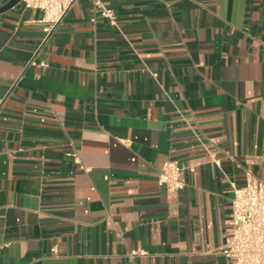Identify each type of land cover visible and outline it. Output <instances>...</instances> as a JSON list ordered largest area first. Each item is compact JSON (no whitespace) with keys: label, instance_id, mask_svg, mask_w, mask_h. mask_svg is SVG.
<instances>
[{"label":"crops","instance_id":"crops-1","mask_svg":"<svg viewBox=\"0 0 264 264\" xmlns=\"http://www.w3.org/2000/svg\"><path fill=\"white\" fill-rule=\"evenodd\" d=\"M101 2L115 24L76 0L41 47V9L0 14V264H230L233 185L264 182V0Z\"/></svg>","mask_w":264,"mask_h":264},{"label":"built area","instance_id":"built-area-1","mask_svg":"<svg viewBox=\"0 0 264 264\" xmlns=\"http://www.w3.org/2000/svg\"><path fill=\"white\" fill-rule=\"evenodd\" d=\"M76 0H22L27 7L41 9L44 12L45 36L43 46L57 28V25ZM101 7L102 14L115 24L113 11L101 0H95ZM30 64L36 65L34 58ZM155 75H157L155 73ZM76 160L78 156L69 152ZM182 167L177 161L168 160L158 176L160 185L168 192H176L183 187L180 179ZM230 231L224 256L230 264H264V182L251 175L243 186L233 185L232 211L230 215Z\"/></svg>","mask_w":264,"mask_h":264},{"label":"water","instance_id":"water-1","mask_svg":"<svg viewBox=\"0 0 264 264\" xmlns=\"http://www.w3.org/2000/svg\"><path fill=\"white\" fill-rule=\"evenodd\" d=\"M21 1L22 0H8L5 4L0 6V14L12 9L13 7H15Z\"/></svg>","mask_w":264,"mask_h":264}]
</instances>
